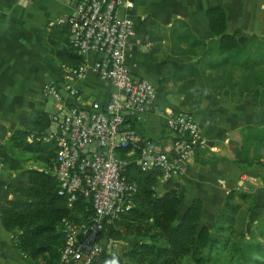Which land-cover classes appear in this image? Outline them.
I'll list each match as a JSON object with an SVG mask.
<instances>
[{
	"label": "trees",
	"instance_id": "trees-1",
	"mask_svg": "<svg viewBox=\"0 0 264 264\" xmlns=\"http://www.w3.org/2000/svg\"><path fill=\"white\" fill-rule=\"evenodd\" d=\"M204 14L216 37L208 46L196 38L184 19L175 18L169 25L150 15L140 20L138 29L148 37L152 59L167 53L195 54L159 83L169 93L187 90L178 105L188 111L200 103L199 87L214 93L227 88L234 102L259 88V102L264 105V37L251 34L240 43L237 30L226 31V11L221 5L207 7ZM45 31L48 50L57 63L76 67L83 62L69 41L67 21L47 23ZM197 48L201 49L199 54ZM18 122L9 134L0 122V162L13 172L7 182L13 196L0 197V223L6 230H20L15 247L23 260L41 258L42 264H58L64 243L62 219L83 222L92 215L93 206L79 192L72 200L57 192V178L47 169L56 156V141L27 140L30 132H42L49 126L50 113L32 109ZM245 130L233 131L241 142ZM129 150V146L115 148L116 155L127 160L123 176L135 184L132 205L106 223L108 240L121 241L123 250L117 254L112 246L104 247L92 264H264V211L250 228L246 223L256 202L254 192L230 189L215 214L214 227L209 228L201 218V196L194 195L179 212L178 189L160 190L162 170L155 165L142 167L137 161L139 151L127 154ZM239 152L233 161H238Z\"/></svg>",
	"mask_w": 264,
	"mask_h": 264
},
{
	"label": "crops",
	"instance_id": "crops-1",
	"mask_svg": "<svg viewBox=\"0 0 264 264\" xmlns=\"http://www.w3.org/2000/svg\"><path fill=\"white\" fill-rule=\"evenodd\" d=\"M129 13L135 22L126 59L132 70L150 78L157 88L152 110L143 119H129V126L140 135L150 136L157 144L168 148L170 136L164 125L163 113L181 108L178 102L169 101V92L159 83L181 63L195 54L174 55L167 53L160 59L149 55L148 37L138 29L140 20L150 15L160 23L169 25L175 18L184 19L196 38L208 46L213 43L205 17V9L221 5L226 11V31H238L243 43L251 34L264 37V0H132ZM74 0H0V122L9 134L21 117L32 109H44L50 114L56 109L57 100L46 92L54 83L64 103L88 106L92 101L105 102L114 87L97 76L90 68L84 75L68 74L49 52L47 23L60 20L72 10ZM200 53L199 48L196 49ZM68 74V75H67ZM70 85L76 90L72 95ZM201 100L191 109L207 138V146L192 160L184 163L177 174L162 176L158 188H177L180 194L179 212H182L194 195L203 198L202 220L214 227V217L227 192L232 188L248 189L255 193L256 202L247 214L250 228L257 216L264 211V105L259 102V88L246 92L239 102L230 98L224 88L214 93L199 87ZM187 90L175 92L180 98ZM52 102L50 103V99ZM50 105L51 109L48 108ZM186 110V109H185ZM246 128L243 142L236 132ZM233 132V133H232ZM233 138V140H232ZM240 149L238 161H233ZM13 172L0 162V197H12L7 182ZM20 230H6L0 223V264H28L16 250Z\"/></svg>",
	"mask_w": 264,
	"mask_h": 264
},
{
	"label": "built area",
	"instance_id": "built-area-1",
	"mask_svg": "<svg viewBox=\"0 0 264 264\" xmlns=\"http://www.w3.org/2000/svg\"><path fill=\"white\" fill-rule=\"evenodd\" d=\"M132 6V0H74L71 12L58 20L69 23V41L83 56L80 65L64 66L68 74L82 76L90 68L114 87L107 101L81 106L64 103L56 85L49 84L46 92L57 100L50 114L52 129L27 136L29 142L56 141V156L47 169L57 178V192L69 200L79 192L93 206L92 215L83 222L62 219L64 243L58 264H92L104 247L113 244L106 223L132 205L135 190L122 174L127 160L116 155V147L129 146V154L138 150L142 167L158 166L167 176L180 172L208 143L195 114L181 108L162 112L170 136L168 148L129 126V119L141 120L152 110L157 93L156 84L134 72L126 59L135 32ZM69 91L76 93L72 87ZM93 141L101 151L90 145Z\"/></svg>",
	"mask_w": 264,
	"mask_h": 264
},
{
	"label": "rangeland",
	"instance_id": "rangeland-1",
	"mask_svg": "<svg viewBox=\"0 0 264 264\" xmlns=\"http://www.w3.org/2000/svg\"><path fill=\"white\" fill-rule=\"evenodd\" d=\"M179 96L180 95L177 94V93H175V92L174 93L173 92H170L169 93L168 100L169 101L177 102L180 99ZM49 99H50V103H51L52 102V99L51 98H49ZM50 103H49V106H48L49 109L52 108V106L50 105ZM127 154H129V153H127ZM29 163L36 164V165L38 164V163H36L34 161H29ZM120 242H113V244H112L113 251L115 253H117V254H120L122 252V250H123V243L121 244ZM24 261L27 262L28 264H42V262H43V260L41 258H32V259H30L29 257H28V259L26 258Z\"/></svg>",
	"mask_w": 264,
	"mask_h": 264
},
{
	"label": "water",
	"instance_id": "water-1",
	"mask_svg": "<svg viewBox=\"0 0 264 264\" xmlns=\"http://www.w3.org/2000/svg\"><path fill=\"white\" fill-rule=\"evenodd\" d=\"M51 129H52V127L48 126L45 130L50 131ZM90 145L92 147H94V149H96V151H101V146H99L97 141H93Z\"/></svg>",
	"mask_w": 264,
	"mask_h": 264
}]
</instances>
